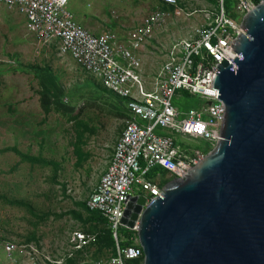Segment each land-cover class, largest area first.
Listing matches in <instances>:
<instances>
[{
	"label": "rangeland",
	"instance_id": "rangeland-1",
	"mask_svg": "<svg viewBox=\"0 0 264 264\" xmlns=\"http://www.w3.org/2000/svg\"><path fill=\"white\" fill-rule=\"evenodd\" d=\"M211 8L206 0H177L175 8L156 0L68 4L75 21L88 32H110L118 42H125L153 12L166 14L164 25L153 30L139 52L147 89L170 44L199 27ZM204 104L198 95L173 100L180 113ZM124 106L123 99L61 53L58 44H42L28 33L17 8L0 5V264L6 241L33 243L63 264H94L109 258L111 252L96 245L71 259L67 256L73 232L105 228L85 223L87 213L76 204L85 203L107 167L124 129ZM175 138L189 151L210 148L202 140ZM6 149L39 162L22 161Z\"/></svg>",
	"mask_w": 264,
	"mask_h": 264
},
{
	"label": "built area",
	"instance_id": "built-area-1",
	"mask_svg": "<svg viewBox=\"0 0 264 264\" xmlns=\"http://www.w3.org/2000/svg\"><path fill=\"white\" fill-rule=\"evenodd\" d=\"M156 1L168 7L177 6V0ZM206 1L212 8L204 23L170 44L164 63L147 89L137 54L153 30L164 25V12H153L138 30L128 34L125 42H118L110 32L94 35L79 25L68 9L70 0H0V5L18 9L26 30L39 42L58 44L61 53L68 54L106 91L125 101L124 129L106 170L85 201L89 212L98 213L106 220L115 243L109 258L94 264H126L143 257L138 244L120 247L123 241L119 234L123 228L120 221L129 199L144 195L147 205L163 194V188L148 179L152 171L159 169L173 179H181L205 156L199 151L182 149L176 135L202 140L211 150L220 140L225 109L214 95L216 74L212 71L220 65V56L235 38L244 34L240 27L243 17L264 0H232V9L227 0ZM230 16H236L239 21ZM184 94L198 95L205 104L199 110L180 113L173 100ZM157 130L164 133L159 135ZM136 226L137 223L129 231L136 233ZM97 237V233L73 232L67 259L95 245ZM3 254L1 264H63L64 261L54 260L33 243L6 241Z\"/></svg>",
	"mask_w": 264,
	"mask_h": 264
},
{
	"label": "water",
	"instance_id": "water-1",
	"mask_svg": "<svg viewBox=\"0 0 264 264\" xmlns=\"http://www.w3.org/2000/svg\"><path fill=\"white\" fill-rule=\"evenodd\" d=\"M240 27L212 71L220 140L162 195L126 204L142 264H264V3Z\"/></svg>",
	"mask_w": 264,
	"mask_h": 264
},
{
	"label": "trees",
	"instance_id": "trees-1",
	"mask_svg": "<svg viewBox=\"0 0 264 264\" xmlns=\"http://www.w3.org/2000/svg\"><path fill=\"white\" fill-rule=\"evenodd\" d=\"M231 1L232 0H227L228 6L231 4ZM230 17L232 18V16H230ZM122 115L125 116L124 114H122ZM7 150L14 152L16 155H18L21 158L22 161H30L32 163L39 162V160L32 159L31 157L23 155L15 149H12V150L6 149V151ZM3 151H5V150H3ZM210 151H211V149L209 148L206 152H203V154L206 155ZM167 175L168 174L165 171L160 170L159 171V176H160L159 178L156 177L154 175V173L151 172L148 176V179L150 181H152L155 185H157L159 188L162 189L167 183H169L171 180H173V178L168 177ZM76 205L87 213L86 220L84 221L85 223H91L94 225L102 224L103 226H105L104 229H100L97 231L98 237H97V242L95 245L102 250H107V251H110L112 253L114 250V247H115V243H114V240L112 238L111 232L106 225V220L104 218H102L98 213L89 212L86 208L85 203H82V204L79 203ZM73 214L75 215V213H73ZM121 237L123 238V241L120 243V247L127 248V247H131V246L136 245L133 243L134 240L137 238L136 233H133V232H131L125 228H122L121 229ZM142 262H143V257L139 260L127 261L126 264H142Z\"/></svg>",
	"mask_w": 264,
	"mask_h": 264
},
{
	"label": "crops",
	"instance_id": "crops-1",
	"mask_svg": "<svg viewBox=\"0 0 264 264\" xmlns=\"http://www.w3.org/2000/svg\"><path fill=\"white\" fill-rule=\"evenodd\" d=\"M163 5H164V4H163ZM165 6H166V5H165ZM203 23H204V22H203ZM203 23H202V24H203ZM202 24H201V25H202ZM101 33H103V32H101ZM101 33H99V34H94V35H100ZM142 47H143V46H142ZM139 52H141V50H140ZM139 52H138L137 55H138V57L140 58V56H139ZM161 66H162V65H161ZM157 71H158V70H157ZM150 88H151V83H150L149 89H150ZM124 109H125V108H124ZM124 115H125V117H126V115H127L126 110L124 111ZM138 124L140 125V124H142V123H141V122H138ZM142 125H143V124H142ZM105 170H106V169H105ZM154 171H155V172H154ZM154 171H152V173H154L155 176L159 178V177H160V176H159V171H160V170L157 169V170H154ZM167 176L169 177V175H167ZM151 182H152V181H151Z\"/></svg>",
	"mask_w": 264,
	"mask_h": 264
}]
</instances>
